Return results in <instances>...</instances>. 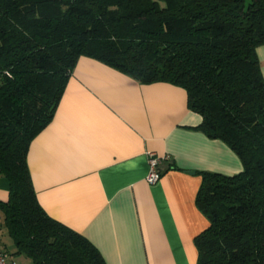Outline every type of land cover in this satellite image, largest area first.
<instances>
[{"label":"trees","instance_id":"trees-1","mask_svg":"<svg viewBox=\"0 0 264 264\" xmlns=\"http://www.w3.org/2000/svg\"><path fill=\"white\" fill-rule=\"evenodd\" d=\"M264 0H0V201L13 256L34 264H105L85 237L39 204L28 164L81 57L142 84L187 92L197 130L243 171L201 173L208 227L197 264H264Z\"/></svg>","mask_w":264,"mask_h":264},{"label":"crops","instance_id":"crops-1","mask_svg":"<svg viewBox=\"0 0 264 264\" xmlns=\"http://www.w3.org/2000/svg\"><path fill=\"white\" fill-rule=\"evenodd\" d=\"M257 56L264 77V46ZM201 124L181 87L142 84L81 57L29 150L39 204L85 237L105 264H197L195 240L209 225L197 206L201 173L243 171L234 151L197 130ZM150 153L168 158L156 185L146 180ZM8 199L9 181L0 177V201ZM3 245L0 237L20 264L15 246Z\"/></svg>","mask_w":264,"mask_h":264},{"label":"built area","instance_id":"built-area-1","mask_svg":"<svg viewBox=\"0 0 264 264\" xmlns=\"http://www.w3.org/2000/svg\"><path fill=\"white\" fill-rule=\"evenodd\" d=\"M168 161L167 157L158 156L155 153L149 154V173L147 182L149 185H156L163 175L161 170L162 165ZM0 264H17L14 259L0 247Z\"/></svg>","mask_w":264,"mask_h":264},{"label":"rangeland","instance_id":"rangeland-1","mask_svg":"<svg viewBox=\"0 0 264 264\" xmlns=\"http://www.w3.org/2000/svg\"><path fill=\"white\" fill-rule=\"evenodd\" d=\"M0 237L2 242L7 245L6 247H4L3 245V248L9 250V252H12L14 250V243L13 240L8 235L6 228L4 227V218L1 211H0ZM18 262L20 264H34V262L31 259L25 257L24 255L18 256Z\"/></svg>","mask_w":264,"mask_h":264}]
</instances>
